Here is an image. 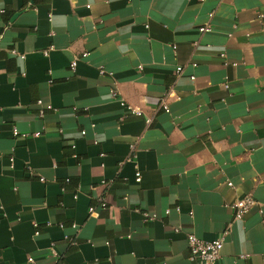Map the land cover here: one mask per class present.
<instances>
[{
    "label": "crops",
    "instance_id": "obj_1",
    "mask_svg": "<svg viewBox=\"0 0 264 264\" xmlns=\"http://www.w3.org/2000/svg\"><path fill=\"white\" fill-rule=\"evenodd\" d=\"M263 220L264 0H0V264H195L225 229L214 264H264Z\"/></svg>",
    "mask_w": 264,
    "mask_h": 264
},
{
    "label": "built area",
    "instance_id": "obj_2",
    "mask_svg": "<svg viewBox=\"0 0 264 264\" xmlns=\"http://www.w3.org/2000/svg\"><path fill=\"white\" fill-rule=\"evenodd\" d=\"M211 15H212V12L209 13V16H211ZM210 29H211V27L208 24L201 25L198 28L199 32H208V31H210ZM50 49L51 48L43 50V54L48 55V52ZM11 53L18 55V53L15 49H12ZM85 55H86V53L82 54V56H85ZM76 64H77V58H73L69 64L70 69L74 70L76 67ZM182 71H183L182 66H176V68H175V74L176 75H180L182 73ZM99 73L105 74L106 72L103 68H100ZM109 75H111V73H109ZM191 78H193V76H191ZM110 94H111L112 98L118 100L120 105L125 108L126 114L135 115V116H142L143 115V111L140 108L133 107L132 105L127 104L123 100V98H121L119 92L117 91V89L115 87H112L110 89ZM37 104L40 106L39 111H38V115L40 117H42L44 115L46 110L52 109V106L50 104L43 105L42 100H38ZM158 108L163 109L165 112H169V107H168L167 100H166L165 96H161L159 98ZM125 115L123 117H125ZM150 122H151V118L146 117L145 123L149 124ZM12 134L14 136L19 135V132L15 126L12 127ZM81 134H85V131L82 130ZM94 143H97V142L95 141ZM134 147H135L134 144L130 145V148L132 151H134ZM101 156H104V153H101ZM130 159L131 158L129 157L127 160H130ZM40 180L42 181L43 178H40ZM65 181L68 182L69 179L67 178V179H65ZM135 181L136 182L140 181V172L139 171L135 172ZM227 185L231 186L232 183L230 181H227ZM74 197H76V194H74ZM98 203H99L98 205L100 206V208L106 207V202L104 199L100 198ZM256 204H257V201L255 200V198L250 193H247V194L243 195L242 197L236 199L231 204V207L234 210V218L235 219L243 218V216L248 213L250 208ZM88 213H89V215H97L98 214L96 211V208L94 206H90L88 208ZM164 213L168 214L169 209H166L164 211ZM142 215H143V218L146 222L152 221V220L156 219V217H157L156 213L149 212V211H142ZM262 223L264 224V220L262 221ZM33 225L35 227L37 226V224H33ZM76 227L77 226L75 224H72V228L76 229ZM35 232L37 233V231H35ZM227 233H228V231L225 229L219 237L212 239V240H203V239L197 237L192 232L188 233L186 236L188 250H189L188 260L195 263V264H214V262H216L220 258L221 249H222V246H223V243L225 240V236L227 235ZM64 239L70 245H75L77 243L75 236L65 235ZM47 249L49 251V254L52 257L58 258V253L55 249L53 242H50ZM27 263L28 264H37L32 256L27 257ZM55 264H65V263L57 262Z\"/></svg>",
    "mask_w": 264,
    "mask_h": 264
}]
</instances>
